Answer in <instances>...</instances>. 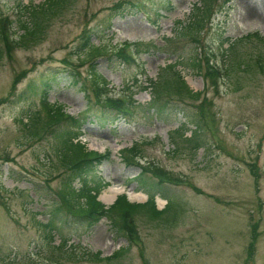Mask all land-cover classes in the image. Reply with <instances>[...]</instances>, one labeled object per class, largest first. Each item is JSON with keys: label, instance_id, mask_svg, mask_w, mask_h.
I'll return each instance as SVG.
<instances>
[{"label": "rangeland", "instance_id": "1", "mask_svg": "<svg viewBox=\"0 0 264 264\" xmlns=\"http://www.w3.org/2000/svg\"><path fill=\"white\" fill-rule=\"evenodd\" d=\"M119 1L71 0L61 15L48 22L38 44L17 47L10 55L0 41V100L8 96L17 75L28 72L15 88L21 96L0 106V264H264V0H232L214 17L211 30L202 33L196 27L191 37L178 29L179 23L196 17L200 0H131L144 4L148 18L138 10L115 17L112 8ZM43 2L0 0V16L18 20V5ZM85 29L95 32V46L125 45L134 54V45H142L137 66L115 57L94 60L110 91L122 92L121 97L133 95L137 109L126 122H96L101 110L93 89L85 81L87 93L80 92L66 75L70 71L65 60L82 76L88 70L87 64L76 67L86 60L87 52L73 54ZM201 33L197 44L194 38ZM203 52L212 54L210 64L218 70L214 86L201 62ZM193 61H198L199 69ZM175 62L180 66L163 70ZM54 74L58 82L49 91L47 104L62 106L74 117L85 115L88 102L95 105L86 113L89 119L80 140L90 151L110 153L87 177L90 190L106 209L121 196L131 204L148 200L143 182L151 185L156 178L123 159V150L133 145L141 160L138 164H155L171 178L184 181L150 191L159 211L170 202L161 217L152 219L135 209L139 247L113 234L110 215L90 229L74 220L50 224L52 242L40 226L55 213L53 192L59 189L63 173L56 155L61 145L51 135L39 139L50 125L41 110L40 84ZM179 78L198 94L197 101L176 100ZM150 80L169 86L176 97L160 100V106L166 107L160 116L152 108L150 91L141 89ZM31 82L34 91L25 92ZM194 112L206 123L201 145L190 140L196 131ZM28 115L29 133L24 128ZM73 186L80 189V182ZM105 194L114 195L112 201ZM54 218L59 219L58 214ZM253 229L257 235L249 257ZM62 243L70 255L53 249ZM121 248L128 250L115 259ZM88 252L99 253L103 260L84 259Z\"/></svg>", "mask_w": 264, "mask_h": 264}, {"label": "trees", "instance_id": "2", "mask_svg": "<svg viewBox=\"0 0 264 264\" xmlns=\"http://www.w3.org/2000/svg\"><path fill=\"white\" fill-rule=\"evenodd\" d=\"M232 0H200L201 7L196 8L197 14L196 17L187 18L185 22H180V29L187 37H191L195 35L194 28L199 27L200 32L211 30V23L214 17L217 14L222 13L224 10L229 8V4ZM71 0H44L43 3L35 6V5H18V20H10L9 17L0 16V41L5 44V54L10 55L17 47L19 48H29L36 44H38L46 31L48 22L53 17H58L61 13L67 8L70 4ZM169 4L168 2H166ZM138 8L144 9V4L142 3H133L131 0H121L116 5L113 6L112 10L116 11L114 16H118L120 14L125 15L129 13L135 14ZM133 11V12H132ZM156 15H159L157 12ZM177 29V31H178ZM199 32V34H200ZM202 33L199 38H194V41L199 44L200 39L202 37ZM95 36V32L91 29L83 30L80 37L77 39L76 50L73 54L77 55V53H81L86 51L87 58L84 61H80V63L76 66L84 67L86 64L88 65V70L85 72L84 76H82V72L78 71L76 68L72 70V63L65 60V65L70 71L66 75H71L73 79V85L75 87H79L80 92L87 93L85 81L89 83L94 92V100L95 103L98 104L99 109L101 110L100 114L96 116L95 120L98 123H108L114 124L117 121H124L132 117L135 110L137 109V103L133 99V95H122V92L116 93L112 92L108 89L109 82L101 76L97 70L94 63V60L99 57H107L108 60L110 57L117 58L122 64L125 65H136L137 66V53H141L139 48L142 47L141 44H135L137 47L134 54H128L122 46H116L115 49H107L104 47L103 43H99L97 46L93 44V37ZM175 36V35H174ZM259 37L258 35H256ZM264 41V39H262ZM227 43V39L224 40ZM224 41H221V44H225ZM229 46L225 49L228 51ZM203 50V49H202ZM201 50V51H202ZM111 51L110 54L107 52ZM71 54V55H73ZM111 55V56H110ZM204 60L201 61L205 64V73L209 80L212 82V86L215 85V81L217 78L218 70L213 68L210 64L212 59V54H208L203 52ZM181 60V59H180ZM178 60V61H180ZM200 61V60H199ZM193 67L199 69L200 65L198 61H193ZM177 66H180L179 63L170 64L167 67H164V71L175 69ZM258 67L260 71H263V64L258 61ZM28 74V72H23L20 75H17V78L14 79L12 83L11 90L8 96L2 100H0V106L4 103L10 102L12 99L17 96H21V94L17 95L15 91L16 86L21 82V80ZM57 74H54L50 78L45 80H41L40 84V95H41V105L42 111L45 112L47 118L50 121V125H48L45 132L39 137L41 139L43 136L51 135L55 142H58L61 145V150L57 151V162L59 164V168L62 169V174H59L60 178V187L59 189L53 192L54 200L56 201L55 213H51L49 215V219L47 223L40 224L44 231H47L49 240L52 242L54 239L53 228L50 224L56 225V223L60 220H74L81 224H85L87 228L93 227L96 223H98L102 217L106 215H110L111 221V229L113 234L117 238H123L128 241V244L132 245L136 241L139 242V235L137 234V218L134 214L136 209L138 211L142 210L152 219H156L163 215V212L167 210V205L170 202H167L165 208L163 210H158L154 204L155 195L150 192L155 188V190H161L163 186L172 185V184H183L184 181L176 180L171 178L172 175L165 171L164 169L158 167L155 164H138L141 160L136 158L135 153L137 152V146L133 145L128 149L123 150V159L129 163H136L141 168V173H148L151 176L155 177L156 180H151V185H147L146 182L144 186L149 191H145L148 194V200L143 205L131 204L126 201L125 196H121L117 198L113 205L106 209L104 205H102L98 200H96V195L94 192L90 190L92 184L87 180L89 174H91L94 170V167L101 165L104 161L107 160L110 153H105L104 155L90 151L80 140L83 135V129L85 124L88 122V111H91L94 103L88 102L87 112L85 115H81L79 117H74L70 114L64 112L62 106L59 105H49L47 104V95L49 91L53 87L54 84L58 82L56 79ZM136 82V81H135ZM138 82V80H137ZM176 96H173L170 91V87L165 85L162 86L158 80L148 82L146 86L142 87V90H149L151 93L152 100V108L155 115L160 116L165 106H160V100L164 96H170V98L175 97L176 100L185 103L182 101L185 98H189L192 102L198 100V94L194 92L187 83L179 78L176 83ZM35 89L33 83H29L25 92H33ZM128 91V90H126ZM125 97V99L123 98ZM91 99V98H90ZM89 101V100H88ZM160 109L161 111H159ZM165 113V112H164ZM180 114V113H178ZM195 115L192 117V121H194L195 125V134L193 133L190 136V140L192 138L195 139L196 144L201 145L202 142L200 140V135L204 131L205 120L203 116L198 112H194ZM28 121L24 123V128L30 131V115L27 116ZM29 133V132H28ZM197 135L199 138L197 139ZM9 162L8 160H5ZM136 161V162H135ZM86 178V179H85ZM50 180H54L51 178ZM49 178L46 181H50ZM80 182V189H75L74 184L76 182ZM178 184V185H179ZM194 191H198V189L193 188ZM141 208V209H139ZM58 214L59 219H55L54 215ZM256 231L253 229L251 232V239H256ZM64 243L59 244L58 246H52L53 249L58 251H64L65 255H70L68 251L65 250ZM71 247V246H69ZM254 242L253 239L250 242L248 248L249 257L252 255ZM68 249V248H67ZM128 248H121L120 250L114 253V258H120ZM84 259L89 261L100 262L103 259L100 258V254L97 253L95 255L90 254V252L85 253ZM93 256L92 258H90ZM105 261L108 259H104Z\"/></svg>", "mask_w": 264, "mask_h": 264}, {"label": "bare ground", "instance_id": "3", "mask_svg": "<svg viewBox=\"0 0 264 264\" xmlns=\"http://www.w3.org/2000/svg\"><path fill=\"white\" fill-rule=\"evenodd\" d=\"M119 190V189H118ZM116 192V191H115ZM113 193V192H112ZM131 194V193H130ZM114 198V195L113 196H109V195H107V194H105V199L108 201V202H110V201H112V199ZM137 198H141V196H137Z\"/></svg>", "mask_w": 264, "mask_h": 264}]
</instances>
